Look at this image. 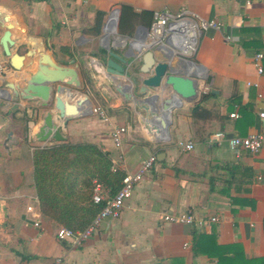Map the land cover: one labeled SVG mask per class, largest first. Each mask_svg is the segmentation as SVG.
Listing matches in <instances>:
<instances>
[{"label": "crops", "instance_id": "0c3cea01", "mask_svg": "<svg viewBox=\"0 0 264 264\" xmlns=\"http://www.w3.org/2000/svg\"><path fill=\"white\" fill-rule=\"evenodd\" d=\"M121 5L136 12L188 11L222 26L201 37L193 60L197 70L184 65V71L196 74L198 95L174 111L169 142L157 140L123 95L133 94L134 79L151 76L154 61L150 50H137L142 45L137 30L143 26L133 37L117 30L128 38L124 46L104 31ZM0 8L24 30L13 32V53L26 52L27 38L33 36L58 65L78 71L82 88L73 101L64 98L75 106L85 100L77 112L85 115L62 130L67 142L98 146L126 175L136 173L143 160L157 157L120 218L104 221L81 247L61 241L60 226L40 212L33 167L34 150L45 145L34 135L44 115L56 111L41 109L40 101L15 100L9 89L12 97L0 96V264H54L58 258L62 264H264V148L253 154L229 145L233 137L262 129L264 74L258 75L254 55L264 52V0H254L251 8L243 0H0ZM98 13L105 16L96 35ZM159 51L154 50L156 63L165 62ZM109 60L125 69L124 77L108 74ZM0 64L6 66L0 89L9 83L22 89L37 67L34 63L16 72L6 57ZM158 93L159 108L173 92ZM94 106L102 107L110 121L93 115ZM196 106L201 108L197 117ZM234 113L239 117L232 118ZM118 127L126 128L121 148L111 139ZM219 132L226 139L217 145L212 137ZM188 143L194 146L191 151L182 146ZM188 212L219 220L203 227L164 220Z\"/></svg>", "mask_w": 264, "mask_h": 264}, {"label": "water", "instance_id": "95a60500", "mask_svg": "<svg viewBox=\"0 0 264 264\" xmlns=\"http://www.w3.org/2000/svg\"><path fill=\"white\" fill-rule=\"evenodd\" d=\"M116 10L120 17V9ZM16 29L24 32L16 23V18L11 16L7 10L0 8V32L2 31V34H0V59L3 57L9 58L10 65L16 72L22 71L34 63L37 67L26 82V86L22 89L9 83L6 89H0V91L2 95L5 93L6 98H10L12 97L8 92L10 89L15 100L23 98L28 102L40 101L41 109L50 110L54 108L55 113L47 112L44 115L34 136L39 144L65 143L67 138L62 134V130L67 128L70 122L85 115L77 113L78 108L85 100H80L75 106L64 98V96H67L73 101L76 92L82 88L78 71L74 67L58 65L52 56L48 54L44 44L33 36L27 38L26 46L29 50L25 54L13 53L12 49L16 46L13 32ZM106 30L107 22L104 27V31ZM148 31L149 28L139 27L136 36L138 37L140 32L146 34ZM137 48L140 51L142 45ZM154 50L156 49H151L149 52V58L154 61L151 76L134 79L133 85H136V88L133 94L123 95L144 116V123L152 134L155 133L157 140L169 142L171 140L170 129L173 123L174 111L182 108L184 103H192L198 95L196 74L184 71V65L189 66L192 72H195L197 64L194 61L180 58H177L178 61L174 63L176 57L161 51L162 49L159 52H162L166 61L156 63ZM111 56L117 58L112 52ZM71 64H74L73 60ZM107 65L108 74L115 79L125 76V69L114 60H109ZM148 72H151V69ZM165 89L172 90L173 94L163 101L159 109L156 107L159 98L158 92Z\"/></svg>", "mask_w": 264, "mask_h": 264}, {"label": "trees", "instance_id": "16d2710c", "mask_svg": "<svg viewBox=\"0 0 264 264\" xmlns=\"http://www.w3.org/2000/svg\"><path fill=\"white\" fill-rule=\"evenodd\" d=\"M119 9L120 35L133 37L138 26L150 28L153 22V12H136L127 5ZM104 16V13L97 15L93 28L96 35L101 33ZM200 109L194 107L193 116L197 117ZM33 167L40 212L60 227L74 231L85 230L93 222L105 201L120 190L126 176L114 166L108 153L90 143L65 142L36 147ZM96 185L101 187V204L93 201Z\"/></svg>", "mask_w": 264, "mask_h": 264}, {"label": "built area", "instance_id": "2783aa9c", "mask_svg": "<svg viewBox=\"0 0 264 264\" xmlns=\"http://www.w3.org/2000/svg\"><path fill=\"white\" fill-rule=\"evenodd\" d=\"M247 8H251L254 0H243ZM119 24V13L114 10L111 13L108 22L107 31L116 35L117 44L124 46L128 38L121 37L117 34ZM221 24L217 21H210L201 18L188 11H182L178 14H171L166 11L154 12L153 22L149 28L148 33L140 32L137 39L141 41L144 49H163L167 53L174 55L176 58L191 60L197 56L201 37L208 30H220ZM229 42H232L230 36L226 37ZM264 52L259 51L254 55V65L257 69L258 75L264 74ZM6 75V66L0 64V81L3 82ZM258 87L256 83H248ZM261 97V96H259ZM91 113L103 122H109V116L106 111L99 106H94ZM232 118H238V113L231 115ZM262 122V129L254 134L246 137H233L229 139V145L233 150H245L253 154L259 153L264 148V112L259 114ZM126 128L118 127L111 133V139L117 148H121L123 144ZM226 136L223 132L216 133L212 137L217 145L225 141ZM45 146V145H44ZM184 148L191 151L194 146L191 143L182 144ZM157 162L155 155L143 160L140 168L136 173L127 174L122 182L120 190L112 197L108 198L103 205L99 214L95 217L93 222L82 231H74L69 228L60 227L57 231V238L61 241L70 240L75 247L83 246L100 228L102 223L108 219H118L121 217L128 200L133 196L134 190L140 184L145 176L152 171ZM95 204H101L103 197L101 195V187L96 185L95 195L93 197ZM29 210H32L31 208ZM164 220L172 224L180 225H197L203 227L212 222H217L218 217H213L208 220L197 218L193 213L188 212L181 215H167ZM36 227L40 224L36 222ZM54 264H62V260L58 258Z\"/></svg>", "mask_w": 264, "mask_h": 264}, {"label": "rangeland", "instance_id": "374dc122", "mask_svg": "<svg viewBox=\"0 0 264 264\" xmlns=\"http://www.w3.org/2000/svg\"><path fill=\"white\" fill-rule=\"evenodd\" d=\"M21 52L22 53H24L25 52V50H21ZM5 83V82H4ZM2 89V88H1ZM2 95V93L0 92V96ZM4 96V95H3ZM133 106H134V104H133ZM134 108H135V113H136V115L141 119V121H143L144 122V116L139 112V110L134 106Z\"/></svg>", "mask_w": 264, "mask_h": 264}, {"label": "flooded vegetation", "instance_id": "af4514ba", "mask_svg": "<svg viewBox=\"0 0 264 264\" xmlns=\"http://www.w3.org/2000/svg\"><path fill=\"white\" fill-rule=\"evenodd\" d=\"M0 34H1V32H0ZM27 48H28V47H27ZM12 50H13V49H12ZM28 50H29V49H27V50H26V52H27ZM17 52H19V53H20V52H21V50H19V51H17ZM26 52H25V53H26ZM25 53H24V54H25Z\"/></svg>", "mask_w": 264, "mask_h": 264}]
</instances>
